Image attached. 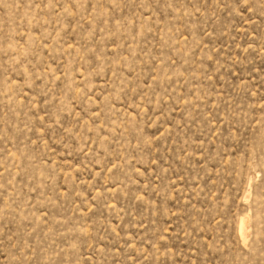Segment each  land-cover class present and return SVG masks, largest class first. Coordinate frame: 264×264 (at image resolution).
Segmentation results:
<instances>
[{"label": "rangeland", "instance_id": "obj_1", "mask_svg": "<svg viewBox=\"0 0 264 264\" xmlns=\"http://www.w3.org/2000/svg\"><path fill=\"white\" fill-rule=\"evenodd\" d=\"M0 264H264V0H0Z\"/></svg>", "mask_w": 264, "mask_h": 264}, {"label": "bare ground", "instance_id": "obj_2", "mask_svg": "<svg viewBox=\"0 0 264 264\" xmlns=\"http://www.w3.org/2000/svg\"><path fill=\"white\" fill-rule=\"evenodd\" d=\"M246 221H247V220H246ZM243 222H244V221H243ZM246 234H247V231L245 230L244 225L241 224V225L239 226V235H240V237H241L242 240L245 239ZM244 244H245V241H244Z\"/></svg>", "mask_w": 264, "mask_h": 264}]
</instances>
